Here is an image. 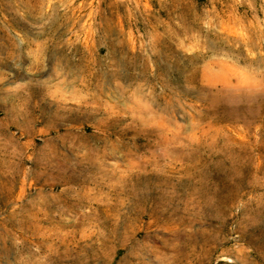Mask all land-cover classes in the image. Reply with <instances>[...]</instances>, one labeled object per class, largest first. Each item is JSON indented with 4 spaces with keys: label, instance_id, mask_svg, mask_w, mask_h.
Instances as JSON below:
<instances>
[{
    "label": "rangeland",
    "instance_id": "obj_1",
    "mask_svg": "<svg viewBox=\"0 0 264 264\" xmlns=\"http://www.w3.org/2000/svg\"><path fill=\"white\" fill-rule=\"evenodd\" d=\"M0 264H264V0H0Z\"/></svg>",
    "mask_w": 264,
    "mask_h": 264
},
{
    "label": "bare ground",
    "instance_id": "obj_2",
    "mask_svg": "<svg viewBox=\"0 0 264 264\" xmlns=\"http://www.w3.org/2000/svg\"><path fill=\"white\" fill-rule=\"evenodd\" d=\"M87 86V85H86ZM26 87V86H25ZM58 93V92H57ZM60 93V92H59ZM61 98V97H60ZM76 101V100H75ZM81 101V100H80ZM55 102H56V100H55ZM81 104V103H80Z\"/></svg>",
    "mask_w": 264,
    "mask_h": 264
}]
</instances>
